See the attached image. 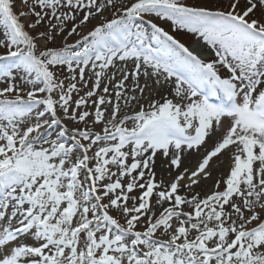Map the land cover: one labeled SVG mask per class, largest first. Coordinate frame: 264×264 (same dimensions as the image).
<instances>
[{
    "label": "snow or ice",
    "instance_id": "obj_1",
    "mask_svg": "<svg viewBox=\"0 0 264 264\" xmlns=\"http://www.w3.org/2000/svg\"><path fill=\"white\" fill-rule=\"evenodd\" d=\"M0 81V264H264V0H0Z\"/></svg>",
    "mask_w": 264,
    "mask_h": 264
},
{
    "label": "bare ground",
    "instance_id": "obj_2",
    "mask_svg": "<svg viewBox=\"0 0 264 264\" xmlns=\"http://www.w3.org/2000/svg\"><path fill=\"white\" fill-rule=\"evenodd\" d=\"M187 2L189 4H197V3L203 4V3H213V2H215V0H187ZM158 22L161 23L166 28V30H169V31L172 30L171 27H170V22H169V24H165L163 21H158ZM173 34L177 35V38L181 39L182 42H185L188 46L192 42L193 36L191 34H188L186 32H175ZM202 52L207 53V54H204V55L200 54L202 58H204L206 60L214 58V55H212L213 53L211 51L206 52L204 50ZM133 106L134 105L130 106L129 110H131ZM146 106H147V103H146ZM197 158L198 157L195 154L188 156L186 158V160H185V166H189L190 167V164L193 163V162H196ZM223 160H224V164L221 166V170L224 171L225 174H226V172H227V157L225 156L223 158ZM162 167H163L162 158L158 156V159H157V173H158V176L160 174V170H161ZM217 175H218V173L214 172V177L217 176ZM207 184H208V188L210 189L211 188V181L207 182Z\"/></svg>",
    "mask_w": 264,
    "mask_h": 264
},
{
    "label": "rangeland",
    "instance_id": "obj_3",
    "mask_svg": "<svg viewBox=\"0 0 264 264\" xmlns=\"http://www.w3.org/2000/svg\"><path fill=\"white\" fill-rule=\"evenodd\" d=\"M115 2L117 3V4H120V3H129V2H131V0H115ZM17 5L19 6V0H17ZM114 11V9H109L108 11H106L105 13H104V15L106 16V17H108V18H111V15H112V12ZM82 15V14H81ZM98 21L96 20V19H93L90 23H88L85 27H83V28H81V29H79V31H80V33L81 34H86V31L87 30H90L91 28H92V26L94 25V24H96ZM69 27H71V25H69ZM79 38V36H72V37H70L69 38V42L71 43V42H74L76 39H78ZM193 39H195V37H193ZM60 43V40L58 39L57 40V44H59ZM64 75H67V73L65 72L64 73ZM61 78H63V76L61 77ZM0 86H3V82L2 81H0ZM89 87H91V82L89 83ZM135 106H133L132 107V109L134 108ZM131 109V110H132ZM129 110V109H128ZM131 110H129V111H131ZM196 162H193V163H191L190 164V167L191 166H193L194 164H195Z\"/></svg>",
    "mask_w": 264,
    "mask_h": 264
}]
</instances>
